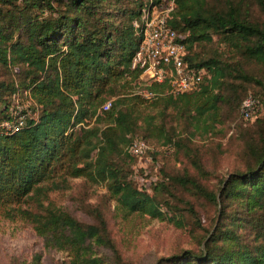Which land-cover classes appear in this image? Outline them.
<instances>
[{
  "label": "trees",
  "instance_id": "1",
  "mask_svg": "<svg viewBox=\"0 0 264 264\" xmlns=\"http://www.w3.org/2000/svg\"><path fill=\"white\" fill-rule=\"evenodd\" d=\"M158 1L0 0V123L16 102L27 113L19 130H0V204L39 200L46 194L42 183L59 165L66 175L104 182L127 213L168 217L181 226L186 220L164 195L172 180L212 201L217 218L201 236L200 250L182 249L154 264H264V103L250 118L239 112L250 122L242 133L244 167L221 177L215 191L186 168L175 175L159 169L148 185L135 183L137 157L128 151L141 137L155 148L152 158L170 144L165 153L183 149L203 167L177 123L195 134L200 122L207 130L216 121L221 103L239 107L248 92L264 98V21L252 12L255 4L264 12V0H174L168 24L184 34V59L206 69L194 88L177 95L160 93L165 82L141 84V69L131 66L143 35L135 21ZM215 41L222 45L216 54L195 51ZM133 81L158 93L144 97L130 88ZM32 209L33 226L48 245L70 249L60 264H133L115 245L99 207L91 208L93 221L50 204ZM101 247L110 250L108 259L98 255Z\"/></svg>",
  "mask_w": 264,
  "mask_h": 264
},
{
  "label": "rangeland",
  "instance_id": "2",
  "mask_svg": "<svg viewBox=\"0 0 264 264\" xmlns=\"http://www.w3.org/2000/svg\"><path fill=\"white\" fill-rule=\"evenodd\" d=\"M252 12L264 21V12L256 4ZM220 48L222 45L215 41L198 44L195 51L202 56H209L216 54ZM246 66L260 74L259 65L249 62ZM128 85L134 92H138L139 83L133 81ZM251 88L261 91L258 84ZM111 99L107 98L105 101ZM172 122L176 124L175 120ZM249 123L240 117L239 107L226 103H221L216 121L210 123L207 130H203L204 123L200 122L198 130L191 134V125L184 128L178 122L177 128L180 129L181 136H187L192 146L198 149L203 167H195L184 156L183 149L177 154L158 151L155 158L151 155V158L144 156L133 160L134 182L146 183L155 176L153 172L159 169L167 175H175L186 168L199 182L213 191L217 190L221 177L235 168L244 167L242 133ZM42 184L46 188V194L39 200L30 197L20 203L0 204V264H60L68 258L71 252L68 247L48 245L46 239L33 226L32 208L41 209L46 204L66 208L83 221H93L91 208L99 207L105 215L109 234L115 245L133 264H154L158 257L186 248L200 250L201 236L206 228H212L217 218V208L212 201L172 180H169V187L164 195L171 201L172 207L182 213L179 218L186 220L181 226L168 217H153L139 212L127 213L118 207L114 198L108 196L104 182L92 181L84 176L66 175L59 165ZM188 202L193 204L198 213L201 226L187 211ZM109 252L107 247L98 248V255L104 254L105 259H108Z\"/></svg>",
  "mask_w": 264,
  "mask_h": 264
},
{
  "label": "built area",
  "instance_id": "3",
  "mask_svg": "<svg viewBox=\"0 0 264 264\" xmlns=\"http://www.w3.org/2000/svg\"><path fill=\"white\" fill-rule=\"evenodd\" d=\"M173 9L174 0H160L143 10L140 21H135V25H141L143 35L132 57L131 66L141 69V84L165 82V87L160 93L177 95L194 88L204 78L206 69L190 67L186 63L184 34L168 24V17ZM138 92L144 97L158 93L146 88L138 89ZM110 102L105 101L102 108L107 109ZM263 103L264 98L248 92L240 103L239 112L242 117L250 118ZM26 114L23 104L16 102L10 110V116L2 119L0 130L4 133L19 130L25 122ZM159 148L170 152L173 146L168 144ZM153 150L155 148L141 137H135L128 145V151L138 159L144 156L151 158L149 151ZM154 179L155 176H152L145 184L148 185Z\"/></svg>",
  "mask_w": 264,
  "mask_h": 264
}]
</instances>
